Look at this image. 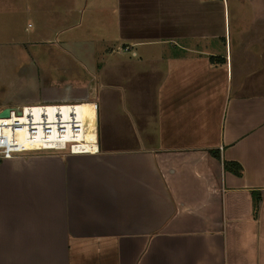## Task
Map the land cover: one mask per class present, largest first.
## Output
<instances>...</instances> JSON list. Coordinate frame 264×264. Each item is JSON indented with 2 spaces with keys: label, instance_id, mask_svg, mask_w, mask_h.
Returning <instances> with one entry per match:
<instances>
[{
  "label": "crops",
  "instance_id": "1",
  "mask_svg": "<svg viewBox=\"0 0 264 264\" xmlns=\"http://www.w3.org/2000/svg\"><path fill=\"white\" fill-rule=\"evenodd\" d=\"M34 62L99 151L0 160V264H264V0H0V111Z\"/></svg>",
  "mask_w": 264,
  "mask_h": 264
},
{
  "label": "built area",
  "instance_id": "2",
  "mask_svg": "<svg viewBox=\"0 0 264 264\" xmlns=\"http://www.w3.org/2000/svg\"><path fill=\"white\" fill-rule=\"evenodd\" d=\"M90 105L95 112V122L91 126L77 109L78 104L8 108V116L0 115V160L41 151L97 153L98 104L92 102Z\"/></svg>",
  "mask_w": 264,
  "mask_h": 264
},
{
  "label": "rangeland",
  "instance_id": "3",
  "mask_svg": "<svg viewBox=\"0 0 264 264\" xmlns=\"http://www.w3.org/2000/svg\"><path fill=\"white\" fill-rule=\"evenodd\" d=\"M32 20V19H31ZM28 21V23L34 24L33 21ZM233 22H232V27H233ZM61 41V40H60ZM36 63V65L39 67V69L37 71H31L28 76H30L33 79H30L28 76H26L25 72H20L21 74H17L16 71H8V73H6L7 75H9L10 80H13V85L11 87V91H15V90H19L20 92H25V91H29L32 89H37L35 90L33 93L29 92L28 95H38V100L39 101H35L34 103L37 104H54V101H47L44 99H41L39 96L41 95L39 86H44L46 88H52L54 86H65V87H70V83L73 82V78H70V68H68V74L64 75L62 74V70H55L54 68L50 67H46L43 66V62H34ZM35 72H37V76ZM67 72V71H66ZM19 78H21L19 80ZM35 78H37L38 83L36 84L35 82ZM0 98L3 100V96H2V92L0 91ZM9 105V104H4L2 105V107ZM41 152H49V151H41Z\"/></svg>",
  "mask_w": 264,
  "mask_h": 264
},
{
  "label": "bare ground",
  "instance_id": "4",
  "mask_svg": "<svg viewBox=\"0 0 264 264\" xmlns=\"http://www.w3.org/2000/svg\"><path fill=\"white\" fill-rule=\"evenodd\" d=\"M77 109L80 111L84 119L88 121L89 125H93L95 122V112L93 110V106L90 105V103H82L78 104Z\"/></svg>",
  "mask_w": 264,
  "mask_h": 264
},
{
  "label": "trees",
  "instance_id": "5",
  "mask_svg": "<svg viewBox=\"0 0 264 264\" xmlns=\"http://www.w3.org/2000/svg\"><path fill=\"white\" fill-rule=\"evenodd\" d=\"M210 153L212 154V156L220 159V154L218 151L215 150H211ZM224 168L226 171H230L235 173L236 175H241L243 172V168L240 164L236 163V162H228V161H224Z\"/></svg>",
  "mask_w": 264,
  "mask_h": 264
},
{
  "label": "water",
  "instance_id": "6",
  "mask_svg": "<svg viewBox=\"0 0 264 264\" xmlns=\"http://www.w3.org/2000/svg\"><path fill=\"white\" fill-rule=\"evenodd\" d=\"M0 115H1V116H8V115H9V109H8V108L5 109L4 111H2V112L0 113Z\"/></svg>",
  "mask_w": 264,
  "mask_h": 264
}]
</instances>
